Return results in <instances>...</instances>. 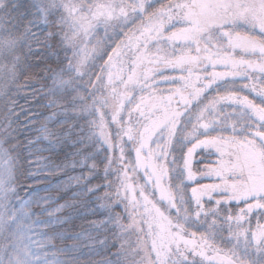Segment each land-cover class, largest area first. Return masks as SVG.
<instances>
[{
	"label": "snow or ice",
	"instance_id": "1",
	"mask_svg": "<svg viewBox=\"0 0 264 264\" xmlns=\"http://www.w3.org/2000/svg\"><path fill=\"white\" fill-rule=\"evenodd\" d=\"M32 7L37 10V20L29 21V25L43 22L52 29L45 41L59 36L61 47L74 48L76 37L80 33L88 35L92 21L103 23L106 31L109 27L123 30L129 23L134 26V31L123 32L127 43L114 41V46L109 45L99 57L102 64L95 78L104 86L107 75L110 88L107 96L97 97L93 91L88 94L89 103L88 98L75 91L77 78L88 76L87 84L92 85V75L83 69V59H76L75 63L69 60L59 72L52 70L55 88L50 90L51 94L55 96L67 89L75 91L73 99L81 101L80 113L93 118L87 121L91 136L108 150V171L116 173L117 179L104 185L102 199L107 202L99 205L106 219L93 221V225L105 229L113 225L122 231L138 228L145 236L135 252L121 244L115 260L105 258L97 264H264V225L258 222L252 231L241 223L254 209H264V0H169L159 8L152 7L149 0L104 3L36 0ZM19 9L17 0H0V58H13V75L20 65V57L15 55L17 44L29 39L39 42L30 27L18 34L22 21ZM65 26L68 32L64 31ZM169 27L171 31L165 36ZM119 35L117 32V38ZM161 40L171 47L161 46ZM152 41L156 42L155 54L148 47ZM28 47L31 51V45ZM133 47L135 59L129 58L131 67L125 79L124 65L128 61L123 60L124 49ZM73 56L79 57V52L74 51ZM218 65L225 70L216 71ZM168 68L185 74L178 78L165 75L161 69ZM65 70L68 79L64 78ZM176 79L181 86L164 95L159 83ZM238 79L250 83L237 87ZM117 80L123 91L116 86ZM217 82L221 83L216 95L205 97ZM136 89L146 95L137 99L132 95ZM245 91L254 93V98L243 95ZM55 103L51 101V105ZM105 109L110 110V120ZM133 113L139 115L133 119ZM40 131L42 138L52 135L45 126ZM7 132L8 128L0 125V139ZM229 145L238 146L239 150L225 151ZM210 147L220 154V160L209 171L219 175L222 185L192 187L189 196L183 179L185 172L187 180L193 181L192 157L197 148ZM177 149L186 151L177 153ZM8 159V153L0 149V160ZM89 167L95 170L96 164ZM141 170L144 183L134 186L132 181ZM11 175L9 165L0 167V193L10 189ZM73 179L79 184L82 178ZM99 187L89 186L86 192L93 194ZM217 189L226 194L225 202L243 201L245 205L235 216L226 214L219 225L220 209L206 208L202 200ZM118 204H123L122 213L115 211ZM73 206L66 202L57 211ZM124 215L131 221L129 224L122 223ZM261 216L264 217V212ZM224 224L228 225L227 237L222 235ZM143 225L147 226L146 231ZM202 226H206L204 231H200ZM218 239L226 240L227 250L217 246ZM98 243L108 246L106 240ZM76 247L74 244L69 250ZM136 256L140 259L136 260ZM0 264H48V261L17 241L10 250L0 249ZM55 264L80 262L74 258L57 260Z\"/></svg>",
	"mask_w": 264,
	"mask_h": 264
},
{
	"label": "trees",
	"instance_id": "2",
	"mask_svg": "<svg viewBox=\"0 0 264 264\" xmlns=\"http://www.w3.org/2000/svg\"><path fill=\"white\" fill-rule=\"evenodd\" d=\"M17 3L20 5L19 11L22 15V21L19 22V34L22 35L25 26H30L28 22L37 19V10L32 7L31 3H25V0H17ZM170 31V27L166 28L165 36ZM32 33L34 32L32 31ZM136 35H139V33ZM161 42L164 41L161 40ZM155 43V41H152L148 47L150 48ZM39 45L36 39H32L31 51L27 57V71L25 70L24 76H21V81L24 78L26 83H24L20 93L13 95L9 105L10 108H8V111H10L8 121L14 135L12 146L19 162L14 205L16 206L19 229L23 232L20 242L28 246L29 251L34 255L40 256L42 260H47L48 264L55 260L69 261L74 258L78 259L80 264H90L94 262V259H98V252L94 249H97L96 244L99 236H101L97 231V226H94L92 222H98L102 218L99 205L107 202L102 199L105 191L104 185L106 182L116 180V173L114 171L104 173L109 154L106 148L90 134L87 121L93 118L82 115L78 104L69 103L70 99H67V101L62 100L61 92L55 96L51 95V99L46 98V93L44 94L45 83L53 75L51 74L52 68L60 64L61 60L54 56L53 49ZM177 45L180 46L179 43ZM135 53V47L131 50L124 49L123 60L128 61L124 65L125 79L127 78V70L131 67L129 58L135 59ZM117 68H119V64H117ZM161 71L165 75L176 78L185 74L178 69L168 68L161 69ZM106 81L108 84V78H106ZM93 83H95V80L92 81ZM115 84L119 88L118 80L115 81ZM86 85L84 92L87 93L91 85ZM180 86L181 81L179 79L171 83H159V88L164 95H168L170 89ZM120 87L123 86L120 85ZM96 94L97 97L106 96L103 93L101 95L99 83L97 84ZM69 96L72 95L69 94ZM251 96L249 95L250 99L254 98L255 94L251 93ZM53 100L56 101L55 105H51ZM89 100L91 103V97ZM73 104L77 107L74 108ZM125 114L124 118L127 120V112ZM138 115L139 113H133V119ZM42 126H45L52 135L42 138L40 131ZM237 149L238 146L229 145L227 150L231 152ZM134 155L133 152V158ZM214 155L219 157L208 166H204L203 163L191 162L194 179L198 176L202 177L201 175L206 170L209 171L218 166L220 154L215 152ZM225 159H228V157L225 156ZM92 163L96 164L95 170L89 167ZM89 172H91V175H88ZM75 177L82 178L79 184L73 179ZM185 177L187 180L186 172ZM203 177L206 178L207 176ZM207 179L210 181V184L206 185L208 188L222 185L219 175L210 171ZM192 182L189 181L190 184L187 189L189 196L193 186ZM132 183L134 186L144 183L143 170L134 178ZM98 185L101 187L95 193L86 192L89 186ZM209 193L211 199L208 197L205 199H208V201L205 202L218 207L220 210L224 206L225 208H232L227 204H216L217 200H226V194L219 189ZM135 194L138 197V190ZM97 197H101V199L98 200ZM156 198L159 199L158 194ZM66 202H70L74 206L57 211ZM227 202L232 204L238 201ZM158 206L163 209L164 205ZM94 210L95 214H93ZM115 211L122 213L123 204H118ZM130 222L127 215H124L122 223L129 224ZM128 230L133 234L134 248L138 250L139 242L144 240L145 236L138 228H129ZM89 235L92 237L91 239L87 238ZM74 244L78 247L69 250L70 246ZM218 246L221 247V245ZM80 257H83V259ZM139 259L140 257L136 256V260Z\"/></svg>",
	"mask_w": 264,
	"mask_h": 264
},
{
	"label": "rangeland",
	"instance_id": "3",
	"mask_svg": "<svg viewBox=\"0 0 264 264\" xmlns=\"http://www.w3.org/2000/svg\"><path fill=\"white\" fill-rule=\"evenodd\" d=\"M33 3L36 2V0H25V3ZM105 0H85V3H104ZM149 2H152V7H157L161 4H167L169 3V0H149ZM151 10V8H149ZM37 20V19H36ZM35 20V21H36ZM13 23H17L16 21H13ZM139 21H137V24ZM241 26V25H240ZM7 27H11V25H7ZM26 27V26H25ZM31 28V31H33L36 34L37 38L39 39L38 44L39 46L43 47H49L47 45H50L49 48L53 49L54 51V56L56 58H60L61 60L60 64L55 65L52 70L55 72H59L61 68H65L66 65L68 64L69 60H72L73 63H75L76 59H83L84 60V65L83 69L89 71V74L92 75V81L95 80V83L92 85H95V88L91 85L89 87L90 90L88 92H84V88L87 87V81H88V76H84L83 79L77 78L76 84L74 85L75 91H79L81 95H84L86 98H90L88 96L89 93H92L93 91L97 90V84L99 83L96 80V75L99 74V65L102 64V61L99 59L101 55H103L104 51L108 48L109 45H113V42L115 41L116 43H119L120 41H123L126 43L127 42V37L123 35V32H128L129 29H132L134 31V26L129 23L126 28H123L121 30L120 28H116L115 31L112 27L107 28V31L105 30V25L103 23H99L97 21H92V28L89 30L88 35H84L83 33H80L76 39H75V47H69L67 45L61 47L60 46V39L61 37H57L56 39L53 40H48L45 41V36L48 31L52 30L49 29L43 22H35L29 26ZM242 30H247L246 26H241L240 27ZM56 31H59V29H55ZM24 31V29H23ZM65 32H68L69 29L67 26H65L64 29ZM119 32V38H117L116 33ZM19 34V33H18ZM70 34V33H69ZM138 34V32L136 33ZM131 35V33H129ZM32 39L29 40H21L16 47V56L20 57V65L15 68V74H12V57H4L0 58V125L4 126L5 128H8V132L3 134V138L0 139V149L6 151L8 153L9 159L8 160H0V167H3L4 165H9L11 167L12 175H11V181H10V189L5 192V193H0V249L2 248H8L10 250L11 246L14 243H17V241H20L21 238L23 237V232L20 231L19 225H18V216H17V211H16V206L14 205L15 203V183L18 178L19 174V162L18 158L16 157V153L14 152L12 142H13V132L11 128L9 127L10 122L9 117H10V111H8V108H10V102L13 99V95L15 93H20L24 87V78H22L21 81V76H24L25 70L26 69V64H27V57L29 55V45H31ZM161 46H167L171 47L170 45H165V42H160ZM114 46V45H113ZM180 46L177 45V48ZM41 48V47H39ZM38 48V49H39ZM37 49V50H38ZM152 50L151 54H155V47L154 45L150 47ZM79 52V57H74L73 52ZM108 54L111 55V50H108ZM67 55L68 59H65V56ZM108 59V56H104V61ZM57 61V60H56ZM59 62V61H58ZM150 66V65H149ZM216 71H224L221 66H217L215 69ZM115 71V69H114ZM209 71H212L211 68H209ZM51 74H53V71H51ZM257 76H259L258 73H256ZM65 79H68L67 72L65 70ZM107 75L104 76V86H101V95L105 94L106 96L108 95V92L110 91V88L108 86H105L107 84L106 81ZM159 80V78H157ZM221 82H217V85H214L213 88H210L206 93L205 97H211L213 95H216V88ZM242 83H250V81H247L246 79L243 81H240L238 79L237 82V87L242 84ZM100 84V83H99ZM108 85V84H107ZM117 86V85H116ZM118 87V86H117ZM55 88V85L53 83V75L50 77V79L45 83V88H44V94L46 93V98L51 99V91ZM120 91H122L123 87L118 88ZM75 91L72 89H67L64 92L60 93V96L62 100H69V103H75V104H80L81 101L76 99L74 100L73 97L76 95ZM162 91V90H161ZM248 92L245 91L242 93L243 95H246ZM72 95V96H69ZM249 94V93H248ZM100 95V96H101ZM132 95L139 98L140 95H146V93H141L139 89H136L135 91L132 92ZM250 97L251 94H249ZM97 96V94H96ZM72 98V99H71ZM178 99V98H177ZM203 99V98H202ZM90 103V100H89ZM132 105H128L126 107H131ZM230 110V109H229ZM105 111H110L109 109H105ZM125 113H123L124 115ZM126 115V114H125ZM124 115V117H125ZM110 120V112L109 116L107 117ZM111 131V129H110ZM229 133H224L225 136H227ZM215 135V133L213 134ZM201 139H204V137H201ZM99 141V140H98ZM100 142V141H99ZM101 143V142H100ZM102 144V143H101ZM104 146V145H103ZM191 146V145H188ZM105 147V146H104ZM106 148V147H105ZM228 146L225 148V151H228ZM107 150V148H106ZM186 149H177V153L179 151H183ZM239 150V148L237 149ZM108 151V150H107ZM217 152L214 147L210 148H197L191 162H196V163H203L204 166H208L212 161H216V158L219 156H215L214 153ZM109 154V153H108ZM219 154V153H218ZM203 155V156H202ZM108 165V163H107ZM203 168V167H202ZM108 167L106 166L104 169V173L107 174ZM202 177H196L193 182L191 183L193 186L192 187H203L206 185L210 184V181L208 178L209 176V171L206 170L203 172L201 175ZM203 176H207L206 178ZM184 183L189 186V181L186 180V177L184 175ZM183 187V185H182ZM188 189V188H187ZM188 194V191H187ZM209 194H206L202 197L203 203L206 208L208 207H216L212 206L209 204L208 201L205 200L206 198L209 197ZM189 195V194H188ZM221 204H227L231 206L232 208H225V206L220 210L219 215H220V220L217 221V224L219 225L222 221L223 218L226 214H232L233 216L239 214V211L241 208L245 207L243 201H238V202H233L232 204H228V202H225L224 200L221 201ZM161 205V204H160ZM226 205V206H227ZM194 207V205H193ZM224 209V210H223ZM226 210V211H225ZM264 212V209H254L253 212L249 213L247 218L245 220H242L241 223L245 228H249L252 231H255L257 227V223L259 222L261 225H264V217L261 216V213ZM101 217L99 221L105 220L106 215L101 212ZM105 215V216H104ZM139 219V217H137ZM233 224V227H235L234 221L231 222ZM144 228H146V225H143ZM204 227L202 226L200 231H204ZM98 232L100 233L101 236H99L98 241H107V248L103 247L100 243L96 244L97 249H94L95 251L98 252V259H94V262H91L90 264H97V262L101 261L102 259L109 258V259H116V253L120 251L121 244L124 245L125 249L129 251L135 252L134 248V237L133 234L130 233V230L127 231H122L119 228L113 227V225H108L107 229H105L103 226H99ZM228 225L224 224L223 226V233L222 235L224 237L228 236ZM119 237V239H117ZM217 246L221 245L222 248L227 250L226 246V240L224 239H218L216 241ZM83 259V257H80ZM136 259V257H135ZM56 261V260H55ZM55 261L51 262V264H55ZM83 261V260H82ZM85 261V260H84Z\"/></svg>",
	"mask_w": 264,
	"mask_h": 264
}]
</instances>
